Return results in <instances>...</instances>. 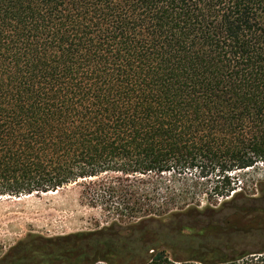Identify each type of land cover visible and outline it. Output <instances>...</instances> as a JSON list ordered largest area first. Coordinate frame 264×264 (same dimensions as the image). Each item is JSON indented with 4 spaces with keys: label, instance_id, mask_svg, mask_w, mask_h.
Instances as JSON below:
<instances>
[{
    "label": "trees",
    "instance_id": "obj_1",
    "mask_svg": "<svg viewBox=\"0 0 264 264\" xmlns=\"http://www.w3.org/2000/svg\"><path fill=\"white\" fill-rule=\"evenodd\" d=\"M72 184L0 264H264V0H0V198Z\"/></svg>",
    "mask_w": 264,
    "mask_h": 264
},
{
    "label": "rangeland",
    "instance_id": "obj_2",
    "mask_svg": "<svg viewBox=\"0 0 264 264\" xmlns=\"http://www.w3.org/2000/svg\"><path fill=\"white\" fill-rule=\"evenodd\" d=\"M245 173L250 178H262L261 171L248 170ZM239 179L242 180V175ZM211 186L212 181L207 188ZM81 190V186L72 184L45 194L0 198V258L11 248L24 245L36 236L63 237L102 226L104 220L100 206L85 202L80 196ZM248 193L258 196L254 187ZM201 201L202 205L206 204V200Z\"/></svg>",
    "mask_w": 264,
    "mask_h": 264
},
{
    "label": "bare ground",
    "instance_id": "obj_3",
    "mask_svg": "<svg viewBox=\"0 0 264 264\" xmlns=\"http://www.w3.org/2000/svg\"><path fill=\"white\" fill-rule=\"evenodd\" d=\"M50 193V192H49Z\"/></svg>",
    "mask_w": 264,
    "mask_h": 264
}]
</instances>
